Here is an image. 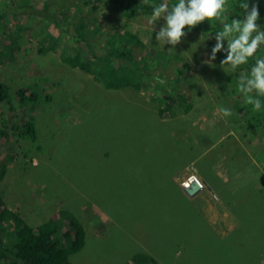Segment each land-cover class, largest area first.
<instances>
[{
	"label": "rangeland",
	"instance_id": "374dc122",
	"mask_svg": "<svg viewBox=\"0 0 264 264\" xmlns=\"http://www.w3.org/2000/svg\"><path fill=\"white\" fill-rule=\"evenodd\" d=\"M17 1L0 0V13L7 14L1 20L0 48L13 53L12 59L8 55L0 63V81L9 85L15 97L18 89L27 87L36 90L39 98L31 107L18 106L15 111L0 103V133L9 131L0 134V201L33 228L56 219L62 208L70 210L86 229L85 246L70 256L73 264H125L139 249L146 250L158 264H186L187 258L194 264L197 258L207 257L203 247L195 249L200 227L183 229L186 213L181 214L175 197L160 201L166 212L159 210V194L180 187L193 176L203 186L188 199L201 207L200 222L215 231L202 238L210 258H201L196 264H228L227 254L241 261L247 249L264 264V243L262 248L251 244L259 236L264 238V190L260 193V187L264 188V118L257 123L251 119L253 110L240 109L245 101H239L241 93L232 88L239 73L246 70L240 66L225 72L220 60L206 63L216 40L196 29L186 31L175 49L158 44L155 36L163 20L150 22L151 13L123 16L110 0H48L46 14L57 19L59 26L46 15L39 19L36 15L13 16L11 6ZM41 5L38 8L44 9ZM86 16H94V22L88 23L92 27L100 23L104 32L89 44L79 42L85 57L103 56L106 36L128 31L155 50L150 56L155 71L174 86L163 90L159 79L151 75L144 77L139 90L106 88L94 75L61 59L64 39L53 55L38 53L40 37L48 31L58 35L68 29L65 38L74 41L77 19ZM258 24L262 30V20ZM62 26L66 29L61 30ZM161 51L170 55L160 57ZM134 53L138 58L147 51ZM178 75L185 77L175 80ZM47 93L51 101L45 100ZM159 93L168 102L177 99L167 117L160 120L164 134L190 141V154L195 155L176 172L167 168L160 175L159 153L152 152ZM143 103L151 112L137 109ZM187 104L193 105L190 111ZM221 108L230 109L232 115L224 117ZM30 115L35 116L36 141L21 139L8 129L9 121L21 123ZM201 166L213 169L203 172ZM220 184L232 186L234 194L241 193L236 209L234 198L221 199ZM254 196L262 200L256 201ZM169 212L173 219L165 223ZM190 212L188 209L187 215ZM237 261L235 258L233 263Z\"/></svg>",
	"mask_w": 264,
	"mask_h": 264
},
{
	"label": "trees",
	"instance_id": "16d2710c",
	"mask_svg": "<svg viewBox=\"0 0 264 264\" xmlns=\"http://www.w3.org/2000/svg\"><path fill=\"white\" fill-rule=\"evenodd\" d=\"M110 2L111 5H114L113 7L117 11H119L121 15L133 18L141 13L152 14L153 6L160 4L162 0H150L148 4L143 3L142 0H110ZM176 2L177 0H169L170 6ZM241 2L242 0H228V12L226 13V15L228 16L229 22L231 21V19H243V10L239 8V4ZM248 2L250 7L254 4H258L260 13L259 20H262L261 26L262 30H264V0H248ZM38 3L42 4L41 6H43L44 9L38 8ZM49 5L50 1L48 0H39L38 2H33L30 0H19L13 7H11V14H13V16L23 14L27 16L36 15L38 19L43 18V16L46 15V17H48L51 21L55 20V23L58 24L57 19H51V16L46 14V11H48L49 9ZM6 15L7 14L0 13V28L2 24L1 20H3ZM93 18L94 16L78 17L77 20L79 21L76 24L78 38H75V43H78L82 39L87 44H89L91 39L97 40V37L103 36L104 30L101 28L100 23L97 22L94 25L95 27L90 26V24L88 23L89 21L94 22ZM220 28L221 25H219L218 23L204 22L197 25L193 29L202 31L205 34L209 33L211 36L215 37V33L220 30ZM185 31H188V29L186 28ZM106 37V42H108L107 47L104 50L106 54L101 57L97 56L90 63L84 62L82 58L79 57L78 48L74 44L71 47H62V50L60 51L61 59H63V61L65 62L68 61V64L73 65L72 67L80 66L82 70L88 73H93L94 76L99 81L103 82V84L106 85V88L109 89L124 90L126 88H132L134 90H139L143 86L142 82L144 77L151 75H154L155 79L157 78L164 81V83H159L160 88L163 90L171 87V85L172 87L174 86V82H172L170 79H161L162 74L155 71L156 63L153 61L154 57H150L155 53V50L151 49L147 46L146 43H143L140 39H138L137 35L125 31L123 32V34L116 33L114 35ZM62 39H64V42H67L63 35L57 36L52 31H48L40 37V44L43 46V51L44 49L45 51H48L50 49L58 51V47L62 43ZM14 41L16 42V44L19 43L17 37L14 39ZM46 42L48 43V45H46ZM215 44H213V46ZM225 48H227L226 41ZM141 50H146L147 54L143 53L138 56V58H136L134 52H137L139 54ZM10 54H12L11 50H8L1 46L0 63L5 62L6 56H10ZM70 54L71 58L70 56H68ZM169 55L170 54L163 51L160 57L167 58ZM255 57L264 58V47H261L255 54V56L249 60L248 64L242 65L240 69L249 71L252 65L255 63ZM223 59H226V53L222 51L220 53H217L216 59L214 61H222ZM182 77H185V75H178L174 79L176 80L177 78L180 79ZM238 83L239 80L238 82H235V85L232 87L235 88V92H239ZM35 91L36 90H32L27 87L26 89H18L16 91V97L18 98V100L14 102L16 100V97L14 96V94L11 95V93L9 92V85H7V83H4L3 81H0V103L3 102V104H7L9 111L17 110L18 106H21L24 109H26L25 107L29 108L33 105V103H36L39 98L38 93H36ZM161 96L162 94L159 93V99L155 98V100L158 99L159 101V118L158 120L156 119L157 124H155L153 129V136L155 137L153 147L155 151H152L153 153H159V159H156L159 160V165L162 164L159 175L167 171V168H175L176 172L178 170L177 168L188 165L187 162H189L191 158L193 159V157H195L194 154H190L192 148V146L190 145V141L181 139V137L173 140L172 135L171 137H168L169 135L164 134L165 129L163 128V124L160 120L167 117L165 116V114H169V112L173 109L174 104L177 102V99L174 98L168 102L167 99L163 100V97L161 98ZM44 98L45 100H49V95H44ZM183 98L185 99V95L183 96ZM239 101H244L243 94H240ZM261 101L263 103L261 109L259 111H254L253 114L255 115L251 116V119L253 118L254 121H257V123L261 121V116L264 118V98H261ZM239 106L240 109H249V111L253 110L252 105L246 104ZM141 108H143L146 113L151 112V109H147L146 103H143L137 107V109L139 110ZM192 108L193 105L187 104V111H190ZM171 116L175 118L176 114L172 113ZM8 129L13 130V133L18 134V137H20L21 139H29L32 141H36L38 139V130L35 123V116L33 115H30L29 119L24 120L21 123L17 120L13 122L9 121ZM6 132L9 131L3 129L0 134ZM170 141H172V144H170ZM38 149L39 147H36V150ZM153 160L154 159H152V161ZM201 168L204 172L205 169H210L212 168V166H206L205 169L201 166ZM160 180L161 178L159 177V181ZM168 182L169 180H167V183ZM223 187V184H220L222 192L221 199H225L227 195L234 198L236 209L240 205V202L237 201V198L241 196V193H238V189L237 194L232 193V186L229 188ZM257 187L258 185L253 186L254 195L257 192ZM260 188V193H263L264 188ZM164 192L165 194H159V210L166 212V209L161 206L160 201H162L163 199H166V201H168L170 197H175L177 199V208L181 206V214L186 213V219H184L183 221L185 222V227L187 228L183 227V229L189 230L194 226L200 227L201 229V235L198 238V246L197 248L195 247V249L201 250L203 247L202 251L207 257L201 256L197 258L194 264H196L201 258H209V255H211V253L208 249H206L205 246H203L202 238L204 236L212 234L211 231H215L211 226H209L212 229L211 230L205 222H200L199 218L201 216V213L199 209L201 207H196L195 202L188 199V195L185 193V191L182 190L181 186L179 187V185H176V189L172 186L171 190L166 189V191L164 190ZM254 198L256 201L262 200V198L256 196H254ZM257 205L259 204L256 203L255 206L257 207ZM188 209H191L189 215H187ZM170 217L173 219V215L171 214V212L167 214L164 222L169 223ZM159 218V220H161L160 215ZM176 219L178 220L179 218ZM7 222L10 223L7 224ZM247 228L252 233L251 227L247 226ZM85 231L86 229L80 222L79 218H77L68 209H60L56 219L51 218L41 223L37 228H33L20 214L11 211L6 206L4 201H0V264H73L70 256L73 253L80 251L85 246ZM251 242L253 246L252 248H255V245L256 247L262 248L264 238H261V236H259L258 239L255 238ZM177 246L178 245L173 244V247ZM262 250L264 251L263 248ZM247 251L251 250L247 249ZM245 256L246 254H242L241 259H243ZM227 258L230 263L233 264L236 255L234 256L231 254H227ZM148 262H153V264H155L156 262V264H158L157 260L149 255L146 250H139L134 253L129 260H126L125 264H147ZM189 263L190 260L189 258H187L186 264Z\"/></svg>",
	"mask_w": 264,
	"mask_h": 264
},
{
	"label": "clouds",
	"instance_id": "9594fccd",
	"mask_svg": "<svg viewBox=\"0 0 264 264\" xmlns=\"http://www.w3.org/2000/svg\"><path fill=\"white\" fill-rule=\"evenodd\" d=\"M142 2L148 4L150 0H142ZM227 4L228 0H177L176 3L170 6L169 0H162L160 4L153 6L150 17V22L152 23L158 20L164 21L163 26L156 32V41L161 45H171L172 47L170 49H175L187 35L186 28L191 31L197 25L204 22L218 23L221 25V28L215 33L214 39L216 40V44L211 49L210 59L205 62L210 63L214 61L217 53L223 51L226 53V59H223L221 62L224 71H236L240 66L248 64L249 60L255 56L257 51L261 47H264V30H261L258 24V20L260 19L258 4L250 7L248 0H242L239 8L243 10V19H231L230 22L226 15L228 12ZM65 29L66 27H61V30ZM68 32V29H66L64 33ZM64 33H60L57 36L63 35L65 37L66 35ZM71 38L74 41L65 38L67 42H64L62 47H71L74 44L78 48L79 42L83 41L81 39L78 43H75V38H78L77 31ZM61 41L63 42V40ZM225 41L227 42V48H225ZM46 45H48L47 42ZM37 51L42 55H53L57 52L51 49L48 51L44 49L43 51L41 44L40 46L38 45ZM78 51L79 57L88 59L87 61L83 60L86 63L92 62L97 57H85L79 48ZM12 55L13 53L10 54L11 59L13 58ZM74 68H80V66ZM82 72L84 74L88 73L84 70ZM88 74L94 75L91 72ZM158 82L164 83L163 80H159ZM238 91L243 94L245 103L252 105L253 111H259L261 109V98H264V58L255 57V63L250 70L239 73ZM35 92L37 93V91ZM45 95H49V101H51L50 93ZM220 112L224 117L232 115V111L228 108H221ZM192 179L193 176L181 185L187 195L188 193L185 187H187ZM196 179L201 183L198 178ZM202 186L201 183V189ZM188 196L190 197V195ZM242 254H246V256L241 261L236 256V259H238L236 264H261V261L251 251L242 252ZM262 254L259 253L260 256ZM212 258L217 259L215 255ZM228 264H231L230 261Z\"/></svg>",
	"mask_w": 264,
	"mask_h": 264
},
{
	"label": "water",
	"instance_id": "95a60500",
	"mask_svg": "<svg viewBox=\"0 0 264 264\" xmlns=\"http://www.w3.org/2000/svg\"><path fill=\"white\" fill-rule=\"evenodd\" d=\"M200 189H201V183L196 178H193L189 182L187 187H185L186 192L190 196H194Z\"/></svg>",
	"mask_w": 264,
	"mask_h": 264
},
{
	"label": "flooded vegetation",
	"instance_id": "af4514ba",
	"mask_svg": "<svg viewBox=\"0 0 264 264\" xmlns=\"http://www.w3.org/2000/svg\"><path fill=\"white\" fill-rule=\"evenodd\" d=\"M14 5V4H13ZM13 5L11 7H13ZM140 250V249H139Z\"/></svg>",
	"mask_w": 264,
	"mask_h": 264
}]
</instances>
